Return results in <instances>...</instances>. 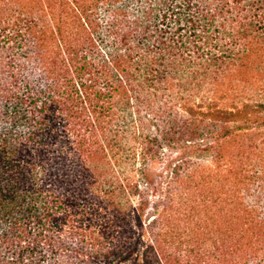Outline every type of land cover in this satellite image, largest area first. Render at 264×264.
<instances>
[{
  "label": "trees",
  "instance_id": "trees-1",
  "mask_svg": "<svg viewBox=\"0 0 264 264\" xmlns=\"http://www.w3.org/2000/svg\"><path fill=\"white\" fill-rule=\"evenodd\" d=\"M263 67L264 0H0V264H160L174 248L161 213L120 245L111 223H131L140 190L116 165L157 160L165 141L177 178L209 158L229 184L224 216L196 251L177 242V264H264V100L233 94Z\"/></svg>",
  "mask_w": 264,
  "mask_h": 264
},
{
  "label": "rangeland",
  "instance_id": "rangeland-1",
  "mask_svg": "<svg viewBox=\"0 0 264 264\" xmlns=\"http://www.w3.org/2000/svg\"><path fill=\"white\" fill-rule=\"evenodd\" d=\"M257 73L256 71L249 73L250 78L259 81L256 82V85L248 84L247 80L240 83V87L245 88L240 90V88L235 87L236 91L233 92V94L240 93L237 99L243 98L244 101H246L245 99L248 101L251 99L264 100V92H262L264 91V84L262 91L260 87V89L256 91L258 85L262 84V80L264 82V67L260 70L258 75ZM259 132L260 134L256 133V141L259 147L261 146V151L259 150L260 152L258 151L256 154L255 150L252 161L260 163L262 156L264 159V127ZM153 133L154 131L151 130V135L154 137ZM163 143L164 146L159 149L160 154L157 160L150 159L149 157L148 161L143 164L144 161L142 157L136 155L135 158L131 157V159L129 158V160L123 161L121 164H118V166L116 165L117 168L114 169L116 175L134 178L135 181L139 182L140 190L138 194L132 197L129 196L128 198L129 201L133 203L131 223L125 216L121 218L115 217L114 221L111 223L112 226L115 224L114 228L111 229V233L115 231L121 232V237L119 239L117 237L115 238L113 242L115 244H118L119 241L120 243L121 241H128L131 235H133V241H135L143 237L145 229L152 228L153 223L156 221L154 218L161 213L163 223L160 226H154V229L157 227L156 232L162 233V235L166 234V236H162V241L167 243L172 242L174 248L173 252H170L167 245L163 246L164 252H162L160 256L158 255L153 258L152 261L157 259L160 264H177V242L183 243V249L186 247L195 249L197 245L196 241H198L200 246L203 240L210 237L207 234L212 227V221H214V218H217L215 215L220 214L218 217L224 216V200L227 196L226 193L229 191V184L226 181V178H228L227 173L223 171L218 173L216 171V165L213 164L209 158H192V161L198 163L201 167L198 168L197 171H191L190 169L185 172L183 170L184 168L179 169L180 176L177 178V167L182 165L181 161H177L178 150L177 148H173V146H169L166 141ZM142 167H148L154 171L156 186L152 187L145 185L140 174V169ZM232 178L234 177H229V180ZM87 185L88 183L86 181L84 182V180L76 185L78 188L76 193L79 196L78 198H80L79 202L85 200L83 202L86 204V200L89 199V194H91ZM230 185L234 188L231 182ZM142 197L148 202V209L144 212L141 221L142 226L140 227L136 220V214ZM125 201L126 199L123 200V203H125ZM103 207L104 211H102L100 207L101 210L99 212V215L101 214L102 217H104L106 211L109 213L112 212V210H108L107 207ZM98 216H95V219H97ZM111 217L114 216L111 215ZM97 220L102 223L103 218H98ZM86 223L82 225L84 228L86 227ZM130 224L133 226L134 230L131 235ZM186 244L188 245L185 246ZM196 250L197 249H195V251ZM170 253L175 255L170 256ZM193 255L189 258L190 263H192ZM61 259L71 264H83L82 261L73 254H67ZM189 259H186L184 263L189 261ZM108 261H112L111 264H124L119 261V255L110 256ZM109 262L107 264H110Z\"/></svg>",
  "mask_w": 264,
  "mask_h": 264
}]
</instances>
